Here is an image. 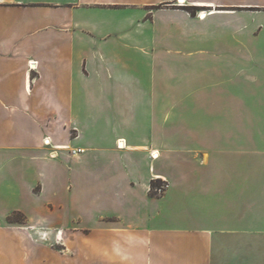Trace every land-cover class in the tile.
<instances>
[{"label":"crops","instance_id":"crops-1","mask_svg":"<svg viewBox=\"0 0 264 264\" xmlns=\"http://www.w3.org/2000/svg\"><path fill=\"white\" fill-rule=\"evenodd\" d=\"M41 231L56 264H264V0H0V248Z\"/></svg>","mask_w":264,"mask_h":264},{"label":"rangeland","instance_id":"rangeland-1","mask_svg":"<svg viewBox=\"0 0 264 264\" xmlns=\"http://www.w3.org/2000/svg\"><path fill=\"white\" fill-rule=\"evenodd\" d=\"M177 4H179L180 2L177 1L176 2ZM181 4V3H180ZM158 59L160 56H157ZM177 58V56H174ZM142 64L144 63L143 60H141ZM143 69V68H142ZM147 72H144V70H141V76L142 77H145ZM78 150H81V149H78ZM74 150H68V152L72 155H78V154H81L84 152V150H81L80 153L78 154H73ZM101 150H96V152L92 153V152H89L87 154V156H91L93 157L95 154H100ZM58 162L59 160H56V165H58ZM94 171H95V168H93ZM163 184L162 183H156V185L154 187H152V193H156V194H161V192L163 191ZM162 189V191H160ZM12 221L13 223L17 222V223H20V225H24L25 222L22 218L21 215H14L12 217ZM85 221V218H83L82 222ZM86 222V221H85ZM54 232H45V231H41L38 235L39 239L43 238L44 236L46 237V235H48V240L47 241H43L44 242V249H43V254L42 256L38 257V258H43V262L42 263H38V264H56V258L58 257V255H64L65 254V251L68 250V248H66L65 246H62V245H56V240L54 241ZM42 240V239H41ZM55 242V243H54ZM6 248L5 250L3 248H0V258H17V262L16 264H23L22 262V259L23 258H32V254L29 253L27 254V250L24 249L20 243H17L15 242V244L13 245V251H12V254H11V257L9 254H7L6 252ZM6 252V253H5ZM32 263V262H31Z\"/></svg>","mask_w":264,"mask_h":264},{"label":"built area","instance_id":"built-area-1","mask_svg":"<svg viewBox=\"0 0 264 264\" xmlns=\"http://www.w3.org/2000/svg\"><path fill=\"white\" fill-rule=\"evenodd\" d=\"M81 152V150H74L72 153L73 154H78V153H80ZM163 189V188H162ZM162 189L160 190V191H162Z\"/></svg>","mask_w":264,"mask_h":264},{"label":"trees","instance_id":"trees-1","mask_svg":"<svg viewBox=\"0 0 264 264\" xmlns=\"http://www.w3.org/2000/svg\"><path fill=\"white\" fill-rule=\"evenodd\" d=\"M156 183H157V182H154V183L152 184V187H154V186L156 185Z\"/></svg>","mask_w":264,"mask_h":264},{"label":"bare ground","instance_id":"bare-ground-1","mask_svg":"<svg viewBox=\"0 0 264 264\" xmlns=\"http://www.w3.org/2000/svg\"><path fill=\"white\" fill-rule=\"evenodd\" d=\"M202 14H203V13H202ZM31 67H32V66H31ZM121 147L123 148V147H124V144H123ZM121 147H120V148H121ZM157 155H158V154H157Z\"/></svg>","mask_w":264,"mask_h":264}]
</instances>
